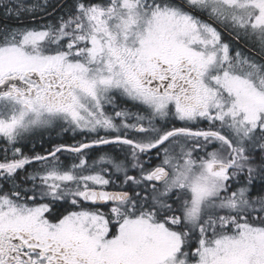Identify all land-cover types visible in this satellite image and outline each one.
Here are the masks:
<instances>
[{
    "label": "snow or ice",
    "instance_id": "1",
    "mask_svg": "<svg viewBox=\"0 0 264 264\" xmlns=\"http://www.w3.org/2000/svg\"><path fill=\"white\" fill-rule=\"evenodd\" d=\"M0 264H264V0H0Z\"/></svg>",
    "mask_w": 264,
    "mask_h": 264
}]
</instances>
